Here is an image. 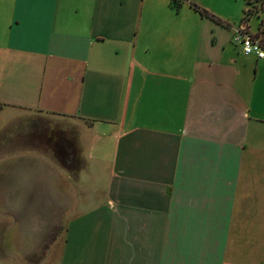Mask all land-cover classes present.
Returning <instances> with one entry per match:
<instances>
[{
    "label": "crops",
    "instance_id": "1",
    "mask_svg": "<svg viewBox=\"0 0 264 264\" xmlns=\"http://www.w3.org/2000/svg\"><path fill=\"white\" fill-rule=\"evenodd\" d=\"M245 9L0 0V120L36 123L0 126V196L47 193L57 220L32 256L5 232L12 264H264V59L232 42Z\"/></svg>",
    "mask_w": 264,
    "mask_h": 264
},
{
    "label": "rangeland",
    "instance_id": "2",
    "mask_svg": "<svg viewBox=\"0 0 264 264\" xmlns=\"http://www.w3.org/2000/svg\"><path fill=\"white\" fill-rule=\"evenodd\" d=\"M262 1L263 0H248L247 7L251 10L252 14L246 20L243 19L244 13H242L241 15L242 18L240 24L243 23L246 25L245 29L246 32L248 33L256 34L259 23L261 21L264 22L263 19L264 5ZM1 112H2V118L0 120V126L7 124L8 126H10V131H15L20 125H24L26 128V126L32 125V122L35 123L34 119H30V117L34 118L33 117L34 115L28 114L26 112H22L16 109H3ZM59 122L60 121H58L57 119L41 117L39 119V127L41 130L40 131L41 135L47 133L49 130L51 131L50 135L57 136L59 133V131H57L59 127L58 124H60ZM54 125H56V127ZM28 128L29 130L27 132H29V134H31L32 137V133L30 132L31 127ZM5 133H6L5 131L2 132L1 134L2 137L5 136ZM9 134L12 135L11 132ZM64 134L61 137L62 139L66 138V135ZM42 138H43L42 140L43 142L40 141V145L42 147H47L48 145L47 146L45 145V143H47L45 142V137L41 136V139ZM59 145L61 146L59 147L61 148V151L62 149H64L63 146L65 147L67 146L64 143ZM60 155L62 157L60 158L62 161L63 158L66 156V154L60 152ZM52 158H54L53 155ZM46 183L47 180L40 181L39 191L46 190V186H45ZM49 199H50L49 194L44 192L38 194L28 193V194L9 195V196H4V198L0 196V259L8 258L3 255L4 243L2 242V239L4 237L5 232H10V231L13 234L20 237V242L16 244L19 253L27 257L28 255L32 256L33 254L35 255L37 254V252H40L39 247L45 244L46 242L37 241L39 239V236H41L44 233L47 236L50 235L51 229L54 230L53 229L54 227L51 226L52 225L54 226L55 223H57L56 212L53 219V212L49 209V202H50ZM28 213H29L28 216H22ZM33 215L39 216L38 223L34 222L35 220L34 221L29 220L28 225L31 224V226L29 227L27 226L25 228L20 227L21 223L26 222L27 218ZM60 222L61 224L55 227L58 237L63 236L64 226L62 222L64 223V219H62V221ZM23 237L26 239V241ZM48 239L46 240L47 242ZM53 244L54 243H46L45 251L48 250V246L50 247V245L52 246ZM8 259H10L8 264L14 263L13 257Z\"/></svg>",
    "mask_w": 264,
    "mask_h": 264
},
{
    "label": "built area",
    "instance_id": "3",
    "mask_svg": "<svg viewBox=\"0 0 264 264\" xmlns=\"http://www.w3.org/2000/svg\"><path fill=\"white\" fill-rule=\"evenodd\" d=\"M245 27H240L233 34L232 42L240 48L243 55L264 59V43L255 34L246 32Z\"/></svg>",
    "mask_w": 264,
    "mask_h": 264
},
{
    "label": "trees",
    "instance_id": "4",
    "mask_svg": "<svg viewBox=\"0 0 264 264\" xmlns=\"http://www.w3.org/2000/svg\"><path fill=\"white\" fill-rule=\"evenodd\" d=\"M176 7H179V5H181V3H183L185 0H171ZM247 3L248 0H245V4H246V9L244 10V20H246L248 17H250L251 10L247 7ZM263 5H264V0L262 1ZM190 6L195 9L200 15L202 16H208L212 19H214L215 21L222 23V21L215 17L214 15H212L211 13H209L207 10L203 9L202 7L198 6L197 4L194 3H190ZM263 19H264V13H263ZM256 37H259L260 40L264 43V22L261 21L257 27V32L255 34Z\"/></svg>",
    "mask_w": 264,
    "mask_h": 264
},
{
    "label": "water",
    "instance_id": "5",
    "mask_svg": "<svg viewBox=\"0 0 264 264\" xmlns=\"http://www.w3.org/2000/svg\"><path fill=\"white\" fill-rule=\"evenodd\" d=\"M244 27H245V25H244Z\"/></svg>",
    "mask_w": 264,
    "mask_h": 264
}]
</instances>
